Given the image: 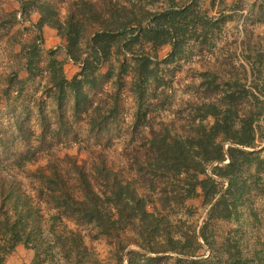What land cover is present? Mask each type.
Wrapping results in <instances>:
<instances>
[{
    "label": "trees",
    "instance_id": "1",
    "mask_svg": "<svg viewBox=\"0 0 264 264\" xmlns=\"http://www.w3.org/2000/svg\"><path fill=\"white\" fill-rule=\"evenodd\" d=\"M16 1L20 10L6 13L8 19L1 14L0 28L15 27L19 14L25 21L39 15L38 34L22 47L28 52L32 77L44 27L57 32L69 59L81 65L80 73L68 79L56 50L48 54L43 98L55 104L61 128L69 100L72 118L85 119L90 132L98 135L116 123L123 90L134 96L129 161L131 170L142 177L129 178L102 157L89 164L76 156L52 154L46 165L34 170L26 169L27 163L34 164L30 159L3 167L0 264H6L19 246L34 251L32 264H102L93 257L86 237L104 238L113 246L116 264H124L125 256L128 264H142L139 260L146 254L127 252L131 246L155 255L152 260L176 254L190 258L178 259L177 264H207L195 259L202 248L199 240L208 243L206 235L187 225L177 211L186 207L189 215L187 201L202 198L203 206L210 208L209 219H237L253 192L251 181L264 184V158L262 149L257 150L264 144V82L256 80L264 75L263 51L243 55L249 62L244 79L209 64L196 77L198 101L186 102L176 111L177 119L155 129L145 107L149 100L163 106L169 87L159 50L171 46L170 56L181 54L187 41L201 42L209 34L208 18L195 10L197 0L183 7L167 0L162 11L147 9L141 0ZM230 59L240 60V54L234 52ZM39 112L43 116V110ZM143 128L149 135H143ZM59 134L43 129L42 138ZM137 136L139 144L134 145ZM214 163L213 176L208 175L207 167ZM252 166L255 173L249 174ZM15 169L27 176L31 191L9 173ZM146 176L150 194L144 195L140 188ZM232 264L247 262L234 259Z\"/></svg>",
    "mask_w": 264,
    "mask_h": 264
},
{
    "label": "rangeland",
    "instance_id": "2",
    "mask_svg": "<svg viewBox=\"0 0 264 264\" xmlns=\"http://www.w3.org/2000/svg\"><path fill=\"white\" fill-rule=\"evenodd\" d=\"M141 1L146 4L147 9L155 11H162L168 6L167 0ZM191 1L176 0L179 7L186 6ZM197 2V14L206 15L211 25L209 34L207 39L201 42L187 41L181 54L174 53L170 56L171 46L159 50L162 75L169 81V87L163 106H154L156 100H149L145 107L150 113L149 118L155 129H159L162 122L169 124L177 119L176 111L184 108L186 102L198 101L195 85L199 83V77H196L199 72L208 69L209 64L215 69L236 73L244 79V66L249 68V62L243 55L254 56L261 51L264 53V0ZM18 10L20 4L16 0H0V15L3 14L4 19H8L6 13ZM19 16L20 14L19 23L15 27L0 28V169L30 159L34 164L27 163L26 169L34 170L38 166L46 165L52 154L60 158L72 155L80 162L89 164L103 158L111 168L124 171L127 177L141 178L142 176L131 170L129 161L133 155V146H129L131 125L137 108L134 96L123 90L116 123H110L108 131L98 135L90 132L85 119L72 118V101L69 100L65 109L67 119L61 128L55 104L43 98V87L48 82V75L44 70L50 50L39 48V56L33 68L35 75L32 77L27 71L28 52H23L22 47L30 43L35 36V30L29 24L23 25L26 21ZM234 52L240 54V60L230 59ZM66 73L70 75V70ZM256 80L259 84L264 82V75ZM40 109L43 110V116L39 112ZM208 123H212V120ZM180 124L181 122H178V125ZM261 124L264 125V116ZM43 129L49 135L59 131V138L46 136V139H43ZM142 133L149 135V129L143 128ZM139 139L137 136L134 145L139 144ZM50 143L53 147L48 148ZM263 147L264 144L257 149H262V158ZM9 173L15 175L24 183V188L31 191L27 176L23 172L15 169ZM254 173L255 167L252 166L249 174ZM148 179V176L142 179L140 192L144 195L150 194L147 192ZM251 185L253 192L239 208L237 219H209L210 208L203 206L202 198L187 201V209L191 211L189 215L185 211L186 207L183 210L177 209L179 217L187 225L193 226L208 239V243L199 240L202 248L195 259L207 261V264H232L234 259H243L247 264H264V184L255 186L251 181ZM153 197L156 202L159 201L158 196ZM85 234L89 233L85 231ZM86 244L93 257L102 264L117 263L114 247L104 238L93 240L86 237ZM128 251L146 254L147 257L139 260L142 264H177L178 259H190L173 254L171 259L152 260L155 255L136 246L129 247ZM34 257V251L19 246L7 258L6 264H32ZM124 259V264H128L127 256Z\"/></svg>",
    "mask_w": 264,
    "mask_h": 264
},
{
    "label": "crops",
    "instance_id": "3",
    "mask_svg": "<svg viewBox=\"0 0 264 264\" xmlns=\"http://www.w3.org/2000/svg\"><path fill=\"white\" fill-rule=\"evenodd\" d=\"M39 19V15L35 14L32 16L30 21H26L23 25L27 26L29 24L34 30L35 35L38 34L36 30V23ZM41 36L43 38V43L45 48H49V52L51 50H57L56 57L58 60L63 62L65 73L70 70V75H66L68 79H72L73 77L77 76L81 71V65L75 64L73 61H71L66 53V50L63 48V42L58 37L57 32L49 27H44ZM35 37V36H34ZM45 52V50L43 51ZM67 74V73H66ZM228 162V161H227ZM226 163V162H225Z\"/></svg>",
    "mask_w": 264,
    "mask_h": 264
},
{
    "label": "built area",
    "instance_id": "4",
    "mask_svg": "<svg viewBox=\"0 0 264 264\" xmlns=\"http://www.w3.org/2000/svg\"><path fill=\"white\" fill-rule=\"evenodd\" d=\"M19 18H20V16H19ZM37 44H38V47L39 48L44 49L43 39H39L37 41ZM216 165H217V163H214V164H212V165H210V166L207 167V174L208 175L213 176V171L211 170V168L215 167Z\"/></svg>",
    "mask_w": 264,
    "mask_h": 264
}]
</instances>
